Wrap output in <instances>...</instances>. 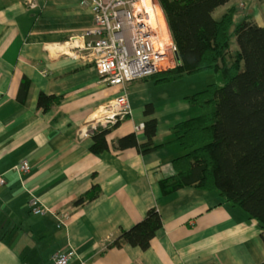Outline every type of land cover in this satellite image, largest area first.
<instances>
[{
  "label": "crops",
  "instance_id": "0c3cea01",
  "mask_svg": "<svg viewBox=\"0 0 264 264\" xmlns=\"http://www.w3.org/2000/svg\"><path fill=\"white\" fill-rule=\"evenodd\" d=\"M24 1L0 0V264H51L55 253L71 250L73 264L263 262L264 231L240 207L216 191L184 187L162 195L158 185L174 174L171 161L183 153L171 128L195 112L183 98L198 84L187 80L183 90H164L156 98L149 90L159 86L132 80L126 85L131 116L109 128L108 149L94 154L91 134L107 127L95 118L122 90L102 81L82 52L74 56L75 46L93 39L79 37L93 15L80 0H33L32 8ZM232 6L236 19L264 26V0H230L220 7ZM23 79L29 82L25 101L19 98ZM41 92L58 103L43 111L36 105ZM147 104L150 115L143 113ZM152 118L153 149L115 147L129 133L143 142L144 131L136 127ZM22 161L29 169L20 173L15 167ZM93 186L98 196L75 205ZM31 196L49 212L34 214ZM152 207L162 225L148 249L110 246ZM51 210L66 214L64 224L57 226Z\"/></svg>",
  "mask_w": 264,
  "mask_h": 264
},
{
  "label": "trees",
  "instance_id": "16d2710c",
  "mask_svg": "<svg viewBox=\"0 0 264 264\" xmlns=\"http://www.w3.org/2000/svg\"><path fill=\"white\" fill-rule=\"evenodd\" d=\"M229 1L158 0L177 48L176 63L141 78L161 85L202 72L220 75L222 85L211 83L184 96L196 110L171 128L183 153L171 161L174 174L158 185L162 195L184 187L216 191L222 201L240 207L264 231V26L249 17L236 19L234 6L215 19L214 11ZM231 28L237 46L234 51L230 48ZM28 88L29 82L23 79L20 100L25 101ZM58 101L41 92L36 105L47 111ZM152 112V105L147 104L144 115ZM129 116L92 133L90 150L94 154L107 150L109 128ZM155 128L156 120L148 119L143 142L138 143L135 134L129 133L117 138L115 147L150 151ZM99 192L93 186L74 204L92 200ZM161 225L160 215L152 207L139 222L122 230L110 246L146 250Z\"/></svg>",
  "mask_w": 264,
  "mask_h": 264
},
{
  "label": "built area",
  "instance_id": "2783aa9c",
  "mask_svg": "<svg viewBox=\"0 0 264 264\" xmlns=\"http://www.w3.org/2000/svg\"><path fill=\"white\" fill-rule=\"evenodd\" d=\"M152 12L156 9L154 0H149ZM24 3L32 8L33 0ZM80 4L89 7L93 15V24L79 36L90 35L93 39L75 46L74 56H79L93 64L102 81L109 85H120L121 93L107 102V106L95 118L101 124L115 123L126 115H131L128 104L126 83L160 69V62L166 57L172 59L177 51L170 34L166 44L160 45L159 25L151 22L150 12L144 0H80ZM159 37V38H158ZM71 43L76 41L70 38ZM73 44V43H72ZM144 124L137 125L136 130L143 129ZM15 169L26 172L27 161H22ZM4 178L0 174V186ZM28 206L34 214H44L49 209L39 203L35 196L28 200ZM57 219V226L64 224L66 214L52 211ZM76 252H57L51 264H73ZM78 264H87L80 261Z\"/></svg>",
  "mask_w": 264,
  "mask_h": 264
},
{
  "label": "rangeland",
  "instance_id": "374dc122",
  "mask_svg": "<svg viewBox=\"0 0 264 264\" xmlns=\"http://www.w3.org/2000/svg\"><path fill=\"white\" fill-rule=\"evenodd\" d=\"M153 4H155V7L159 10V12H160V15H161V17H162V20H163V23H164V27H165V31H166V37L170 34L169 33V29H168V26H167V23H166V20H165V16H164V12H163V10H162V8H161V6L159 5V2H158V0H154V2H153ZM225 11V8H222V7H218L217 9H216V11L213 13V17L215 18V19H219L220 18V16H221V14L223 13ZM156 12V9L152 12V14H153V17H154V13ZM155 18V21H156V18L157 17H154ZM166 24V25H165ZM232 29L233 28H231L230 29V33H231V35H230V48H231V50L232 51H234L235 49H236V42H235V39H234V37H233V34H232ZM158 33H159V40H160V45H165L166 44V37H165V39H163L162 37H161V35H160V31H158ZM171 37V36H170ZM69 40H67V41H72L70 38H68ZM163 39V40H162ZM88 41V40H87ZM86 41V42H87ZM69 42H66V44L67 45H69L68 43ZM175 63H176V58L172 55V59L171 58H168V57H166L165 59H163L161 62H160V67L161 68H165V69H167V68H169V67H173L174 65H175ZM209 72V71H208ZM187 80H192V82H195L196 84H198L196 87H195V89H202V88H204V87H206V85H208V84H211V83H216V84H218V85H222V80H221V77H220V75H215V73L214 72H210V73H207V72H202V73H197V74H195V76L194 75H191V77H183V79H182V81H178V80H176V81H174V82H170L169 83V85H167L168 86V88H165V89H163L161 86H165L164 84H161V85H157V86H159V87H154L153 85H151V88H150V90H149V94L150 95H155V97L156 98H159V97H161V96H164L165 95V93H164V90H166V92H172V94L174 93V92H177V91H181V90H183L184 89V87H185V81H187ZM200 85L202 86V87H200ZM5 182V181H4ZM2 186V185H1ZM80 262V261H79Z\"/></svg>",
  "mask_w": 264,
  "mask_h": 264
},
{
  "label": "bare ground",
  "instance_id": "6f19581e",
  "mask_svg": "<svg viewBox=\"0 0 264 264\" xmlns=\"http://www.w3.org/2000/svg\"><path fill=\"white\" fill-rule=\"evenodd\" d=\"M144 5L146 7V9L150 12V15H151V22L153 24H156L159 25V30H160V35L163 39H165L166 37V31H165V27H164V23H163V20H162V17L160 15V12L159 10L156 8V12L154 13V17H157L156 18V21H155V18L153 17V14H152V10H151V4H150V1L149 0H144ZM162 39V40H163ZM52 50V48H51ZM66 50V49H65ZM67 51V50H66Z\"/></svg>",
  "mask_w": 264,
  "mask_h": 264
}]
</instances>
